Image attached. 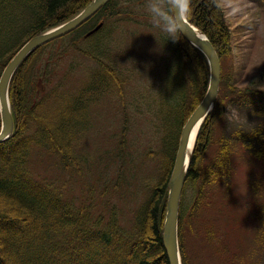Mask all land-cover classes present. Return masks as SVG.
Returning <instances> with one entry per match:
<instances>
[{"label":"trees","instance_id":"16d2710c","mask_svg":"<svg viewBox=\"0 0 264 264\" xmlns=\"http://www.w3.org/2000/svg\"><path fill=\"white\" fill-rule=\"evenodd\" d=\"M91 1L0 0V75L26 41L71 19ZM119 3V0H109L82 26L35 50L11 79L9 100L14 132L9 140L0 144V264H169L162 244L167 184L181 128L205 94L209 80L206 58L181 35L176 40L165 35L160 39L162 48L170 55L161 57V68L165 67L159 77L164 81L174 79L177 83L169 86L173 91L176 87L178 95L173 106L177 113L174 126L166 121L161 126L165 134L163 144H167L162 151L166 172L133 214L129 229L119 226L115 206L110 209L104 225L102 217L91 222L88 206L75 210L70 203L62 201L57 187L33 178L28 169L33 146L48 153L55 152L64 169L81 165V156L75 150L83 138L80 127L87 122L89 108L99 97L112 95L111 87H120L122 83L109 61L111 42L108 35L109 22L120 18L123 12ZM185 16L207 37L220 62L226 54H231L232 33L224 20L219 0H188ZM100 22H103L101 28L86 37ZM67 37H72L71 43L62 45V49L59 47V51L52 54L54 61L59 63V58L69 50L94 61L97 70L103 74L93 75L90 83H94L95 77L99 83L83 85L84 90L77 91L75 96L61 95L57 91L42 95L45 91H40L41 95L37 97L33 86L36 61L32 63V60L47 48L54 49L57 42L65 44ZM260 80H264V67L257 82ZM221 81L215 107L199 129L183 187L178 227L180 254L182 239L179 231L181 233L186 190L189 188L193 192L190 206L194 208L201 201V193L196 191L198 181L201 179L203 186L212 187V183L225 179L230 172L221 175L218 170L207 168L202 175L203 155L211 144L215 119L221 116V109L224 112L226 99L229 97L233 107L264 118V91L256 89V83L236 88L224 77ZM63 97L66 108L59 113ZM67 112L70 113L62 117V113ZM28 130H33L32 134L28 135ZM237 135L243 147L264 165V136L260 129L252 128L247 137L240 131ZM220 140L223 145L218 154V166L228 162L229 144L233 142L231 137L222 136ZM169 145L172 147L170 156L165 149ZM113 188L117 189L118 183Z\"/></svg>","mask_w":264,"mask_h":264},{"label":"rangeland","instance_id":"374dc122","mask_svg":"<svg viewBox=\"0 0 264 264\" xmlns=\"http://www.w3.org/2000/svg\"><path fill=\"white\" fill-rule=\"evenodd\" d=\"M119 2L123 12L120 18L109 22L108 35L109 61L122 83L111 87L112 95L99 97L89 108L87 122L80 127L83 138L75 150L81 156V165L64 169L55 152L33 146L28 169L33 178L57 187L62 201L75 210L88 206L91 222L102 217L104 225L115 206L119 226L129 229L133 214L151 195L165 171L162 151L167 144H163L161 126L163 121L173 125L177 114L173 106L178 95L176 87L173 91L169 86L177 83L174 79L164 81L159 77L165 67L161 68L160 59L170 54L162 48L163 34L151 25L146 0ZM219 3L232 33L231 54L220 62L221 84L224 77L233 87L256 83L255 88L264 91V80L257 82L264 67V0ZM71 38L33 58L37 97L40 91H45L42 95L57 91L75 96L84 90L83 85L99 83L98 77L90 83L93 75L103 74L94 61L71 50L59 58V63L54 61L52 54L71 43ZM64 102L63 97L59 113L66 108ZM225 105L224 112L221 109V116L215 119L213 139L203 155L202 175L207 168L218 170L221 175L230 172L212 187L203 186L200 179L196 191H200L201 201L194 208L190 206L193 192L186 190L179 231L183 264H264V165L237 140V132L247 137L252 128H259L264 136V118L233 107L229 97ZM219 111L220 107L215 116ZM69 113H62V117ZM32 132L28 130L27 134ZM222 136L231 137L233 142L229 144L228 162L218 166ZM165 149L170 156L172 147ZM115 183L117 189L113 188ZM200 187L203 189L198 190Z\"/></svg>","mask_w":264,"mask_h":264},{"label":"water","instance_id":"95a60500","mask_svg":"<svg viewBox=\"0 0 264 264\" xmlns=\"http://www.w3.org/2000/svg\"><path fill=\"white\" fill-rule=\"evenodd\" d=\"M109 0H92L83 10L71 19L50 28L26 41L9 60L0 76V144L9 140L14 132L9 85L20 65L39 47L62 38L73 32L91 19ZM185 28L180 33L182 38L192 47L199 50L208 63V86L202 99L186 119L178 140V146L167 184L166 208L162 231V244L169 264H181L178 226L179 207L191 155L193 153L198 131L215 107L220 83V60L213 46L203 33L191 25L183 16ZM100 22L86 35L98 31Z\"/></svg>","mask_w":264,"mask_h":264},{"label":"clouds","instance_id":"9594fccd","mask_svg":"<svg viewBox=\"0 0 264 264\" xmlns=\"http://www.w3.org/2000/svg\"><path fill=\"white\" fill-rule=\"evenodd\" d=\"M146 9L154 29L176 40L185 28L183 16L188 9V0H146Z\"/></svg>","mask_w":264,"mask_h":264}]
</instances>
